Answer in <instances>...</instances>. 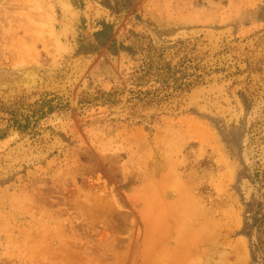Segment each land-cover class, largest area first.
<instances>
[{"label": "rangeland", "instance_id": "obj_1", "mask_svg": "<svg viewBox=\"0 0 264 264\" xmlns=\"http://www.w3.org/2000/svg\"><path fill=\"white\" fill-rule=\"evenodd\" d=\"M20 97L0 264H264V0H0Z\"/></svg>", "mask_w": 264, "mask_h": 264}, {"label": "trees", "instance_id": "obj_2", "mask_svg": "<svg viewBox=\"0 0 264 264\" xmlns=\"http://www.w3.org/2000/svg\"><path fill=\"white\" fill-rule=\"evenodd\" d=\"M147 65V73L150 72V69L154 67L156 69L154 76L161 81H168V77L166 75H168L169 72H161L160 67H158V63L153 65V63L150 61ZM18 99L19 100L4 101L0 98V140L5 138L8 130L12 127L19 131L26 130L30 118L35 117L38 115V113H40L38 117H42L51 109L49 106L48 111L44 112V108L39 106V109L35 108V110L30 112V114L22 113L20 111V107L23 104V97ZM37 103L38 101H36L34 104L36 105ZM29 106H31V104H29Z\"/></svg>", "mask_w": 264, "mask_h": 264}]
</instances>
